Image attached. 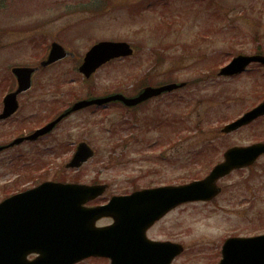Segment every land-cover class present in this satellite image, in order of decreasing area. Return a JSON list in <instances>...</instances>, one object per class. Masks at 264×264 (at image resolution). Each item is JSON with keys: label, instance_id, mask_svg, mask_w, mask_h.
<instances>
[{"label": "rangeland", "instance_id": "obj_1", "mask_svg": "<svg viewBox=\"0 0 264 264\" xmlns=\"http://www.w3.org/2000/svg\"><path fill=\"white\" fill-rule=\"evenodd\" d=\"M102 40L126 41L135 55L104 65L89 80L74 71L73 59L40 69L32 77V88L19 97L17 113L2 123L0 144L26 134L34 126V116L51 118L55 109L66 108L89 90L93 95L130 92L144 77L150 85L176 81L188 82L189 87L152 99L134 112L116 105L77 110L58 124L48 140L51 151L43 157L29 144L0 154V199L33 182L56 180L106 184L99 199L103 203L112 195L200 179L222 161L227 148L264 141V116L221 133L224 124L264 97V68L252 65L237 76L216 75L237 54L264 53V0H0V99L9 89V79L16 87L10 67L35 65L51 42L75 52L79 60ZM66 89L76 92L67 94ZM40 100H45V107ZM25 117L29 126L19 127ZM158 117L161 124L156 127L153 120ZM172 138L176 146L161 148ZM121 139L127 140L117 147ZM82 141L95 156L78 171H66L68 159L60 156ZM203 144L211 148L207 157L198 148ZM55 146L60 147L58 154ZM157 149L160 159L153 152ZM31 172L35 178L26 180ZM218 181L222 191L214 202L176 208L148 231L154 238L175 234L185 247L175 264H212L217 260L215 246L223 238L264 232V155ZM80 264L108 262L88 259Z\"/></svg>", "mask_w": 264, "mask_h": 264}, {"label": "water", "instance_id": "obj_2", "mask_svg": "<svg viewBox=\"0 0 264 264\" xmlns=\"http://www.w3.org/2000/svg\"><path fill=\"white\" fill-rule=\"evenodd\" d=\"M130 54H132V50L125 42L97 43L86 53L80 71L89 77L97 67L108 60ZM69 55L60 46L53 45L48 60L42 64L48 65ZM252 60L264 63V57L260 56L238 57L224 67L221 74H235L244 64ZM34 71L35 69L28 68L13 69L19 87L16 92L9 94L4 99V109L0 119L7 118L15 112L17 109L16 95L31 86L30 77ZM183 85L184 83L168 84L161 88L146 87L134 100L115 95L104 100L80 102L74 108L78 109L94 103L101 104L110 99H118L124 104L132 106L140 100L143 101ZM259 115H264V103L247 115L245 114L242 119L227 126L224 131H233ZM56 123L54 121L46 125L42 130L35 132L33 136L47 134ZM22 140L17 139L10 145L17 144ZM1 149L3 147H0ZM262 153H264V144L232 148L225 154V162L218 164L210 176L202 181L186 186H165L135 192L129 196L113 197L103 207L89 208L84 205L101 195L106 190L105 185L89 186L46 182L34 189L12 196L0 204L1 219L6 217L0 225V264H74L89 256L110 257L112 264H165L164 261L155 259L156 256H152L149 248L146 251L147 259H141L142 257L139 256L142 253L139 243H144V238L140 234L143 233L144 228L181 203L190 200L210 199L219 192V189L215 188L216 179L227 174L233 168L252 164ZM92 155L93 152L85 143L79 144L77 152L67 168L80 167ZM11 201H14V208ZM5 207H11L12 210H10L11 208L6 210ZM14 216L21 218L25 223L24 231L14 230ZM105 216L113 217L114 224L104 229L97 228L95 222L98 218ZM128 232L132 234L130 239L124 237ZM130 240L136 243L135 248ZM256 242L252 243L251 241L253 250L251 246L243 247L244 244H242L236 261L233 260L235 262L230 261V256L226 252L221 264H264V253L257 250L258 248L262 249ZM147 246L150 247L148 242ZM33 251L40 253V257L34 261H27V253ZM181 251L182 248L179 246L178 253Z\"/></svg>", "mask_w": 264, "mask_h": 264}, {"label": "flooded vegetation", "instance_id": "obj_3", "mask_svg": "<svg viewBox=\"0 0 264 264\" xmlns=\"http://www.w3.org/2000/svg\"><path fill=\"white\" fill-rule=\"evenodd\" d=\"M250 65V64H249ZM247 66L246 67V71H248L249 69H250V66H252V65H257V64H252V65H250V66ZM258 66V65H257ZM48 68V67H47ZM46 68V69H47ZM40 70H38V72H39ZM38 72H36V73H38ZM234 76V75H233ZM46 90V89H45ZM58 90H61V89H58ZM29 91V90H28ZM28 91H26V92H24V93H27ZM68 90L66 89V92H67ZM58 91H56V93H57ZM65 92V93H66ZM140 92V90H139V88H133L132 89V91H130V92H126V91H121V90H111V91H108V92H106V93H103L102 94V96H107V95H110V94H114V93H121V94H123V95H125L126 97H135L138 93ZM24 93H21V94H19L18 95V97H17V99L19 100V97L21 96V95H23ZM44 95V94H43ZM166 95H169V94H166ZM90 96H92V94H89L88 95V97H85V98H90ZM162 96H164V95H160V96H158V97H155V98H151V100L149 99V100H147V101H144V102H142V103H139V104H135V105H133V106H129V107H125V106H123L120 102H117V101H112V102H110V103H107V104H103V105H101V106H98V107H106V106H109V105H112V106H114V105H116V106H121L122 108H124L125 109V111L126 112H134V111H137L139 108L141 109V107L142 106H144V105H146L147 103H149L150 101H152V99H156V98H160V97H162ZM2 95H1V99H0V113L3 111V103H2ZM77 102V101H76ZM40 104H43V107H45V104H46V102H45V100H40ZM74 104V102L73 103H69V106H66V108H70L72 105ZM98 107H95V108H98ZM64 111V110H63ZM77 111V110H76ZM76 111H72V112H70V113H68L67 115V117L66 118H68L70 115H72L74 112H76ZM59 114H61V113H59ZM58 114V115H59ZM15 115V114H14ZM13 115V116H14ZM57 115V116H58ZM12 116V117H13ZM11 117V118H12ZM11 118H9V119H7V120H0V127H1V125H2V123L3 122H9L10 120H11ZM47 117L45 116H40V117H37V116H34V129L31 131V132H33L34 130H37V129H39V128H41V127H43V126H45L46 124H48L49 122H50V117H48L47 119H46ZM65 118V119H66ZM64 119V120H65ZM132 123H136V122H138V121H136V120H134V121H131ZM27 125H29V123H26ZM135 127V126H134ZM58 128V127H57ZM56 128V129H57ZM55 129V130H56ZM54 130V131H55ZM53 131V132H54ZM135 131V129H133V131L132 132H134ZM53 132H49V133H47V135L45 134V135H42V136H38L37 138H35V139H33V140H31V141H23V142H21L20 144H17V145H12V146H7V145H9L10 144V141L12 140H10V141H7L6 143H5V146H7L6 148H3V150H1L0 151V154H2V153H4V152H6V151H10V150H14L15 148H17V147H20V146H22V145H26V144H29V145H31V146H33L34 148H37L38 150H37V156H40V157H43L44 155H48L49 153H50V151H51V148L49 147L50 145H49V138H50V136H51V134L53 133ZM28 133H30V132H28ZM27 133V134H28ZM129 138H133V136L132 137H129ZM128 138V139H129ZM176 138H178V137H175L174 139H176ZM184 138H186V137H184ZM184 138H182V139H184ZM168 139V138H167ZM166 139V140H167ZM174 139L172 138V139H170V140H168L169 142L167 143V145L168 146H170V145H172L171 146V148H173L174 146H176V144H177V140H179V138L176 140V144H175V141H174ZM127 139H124V140H121V142H119V143H123L124 141H126ZM193 140H195L194 139V137H193ZM193 143H198V142H196V141H192ZM119 143H117V147L120 145ZM152 143V142H151ZM150 143V144H151ZM49 145V146H48ZM1 146H3V145H1ZM75 147L76 146H74L73 148H72V150H71V153H69V154H67V155H65V156H60V158H64V159H66V158H68V157H70L71 155H72V153L74 152V150H75ZM198 148L201 150V149H203L204 150V152L203 153H205V155L206 154H209L210 153V147L208 146V144H203V145H199L198 146ZM58 149H60V147L58 146L57 148H56V146H55V148H54V151H55V154H58L57 153V150ZM13 152V151H12ZM161 151H158L157 152V155H158V153H160ZM191 152H193V150L191 151ZM61 153V152H60ZM190 154V153H189ZM161 155H162V153H161ZM161 155L160 156H158L157 158L158 159H160V157H161ZM192 155H194V154H192ZM195 155H197V154H195ZM156 158V159H157ZM43 169V168H42ZM42 169L40 170V171H42ZM39 171V172H40ZM35 178V176H32V177H30L29 179L27 178V180H33ZM43 181H47V180H43ZM43 181H41V182H43ZM41 182H33L32 183V185H29V186H27L28 188L29 187H34V186H36V185H38V184H40ZM15 185H17V183H15ZM168 186V185H170V184H163V185H159V186ZM171 185H174V184H171ZM156 187V186H155ZM152 188V187H151ZM144 189H148V188H144ZM135 191V190H134ZM221 191H222V188H221ZM221 191H219V194H217L214 198H212L211 200H209V201H207V202H198V203H211V202H214L215 201V198L218 196V195H220L221 194ZM16 192H18V191H16ZM3 199V198H2ZM2 199H0V201L2 200ZM244 201L245 202H248L249 201V199L248 198H244ZM243 203V200H240L239 201V203ZM192 203H197V202H192ZM188 204H191V203H188ZM92 205H98V204H93L92 203ZM91 205V206H92ZM183 206V205H182ZM181 207V206H180ZM177 208H179V207H177ZM176 209V208H175ZM174 209V210H175ZM173 210H171L170 212H172ZM169 212V213H170ZM168 213V214H169ZM165 217V216H164ZM163 217V218H164ZM163 218H161L160 220H162ZM160 220H158L157 222H159ZM104 222V223H103ZM110 224H112V219H110V218H102V219H100L98 222H97V225H98V227H103L104 228V226H108V225H110ZM157 223L155 222L152 226H150L149 228H148V230L146 231V237H148V239H150L151 241H154V242H165V241H167V242H175V243H178L179 244V242L177 241V240H175L174 239V236H175V234H171V235H169V237H166V238H154V237H152V236H150V235H148V231L153 227V226H155ZM17 229H19V228H22V229H25L24 227H22V226H17L16 227ZM259 234H264V232H261V233H259V232H257V233H255V234H252L253 236H255V235H259ZM252 235H250V236H252ZM250 236H240V235H232L231 234V236H227L226 238H223V240L221 241L220 240V242H218L217 244H216V246H215V254H217V260H216V262H215V260H214V262L212 263V264H218V262H219V260H220V257H221V254H222V247H223V245H224V243H225V241L226 240H228V239H230V238H240V237H250ZM146 245V242L145 243H143V249H142V251H144L145 249H144V246ZM156 249H157V254H159L160 253V250H161V248H162V245L160 244V245H158L157 247H155ZM162 251V250H161ZM160 255H161V257H160ZM37 256V253H29V255H28V258L31 260V259H33V258H35ZM143 259H146V258H144V257H142ZM141 258V259H142ZM159 260L160 261H163V258H162V252L159 254ZM96 259H102V260H105V261H107L108 262V264H111V260L109 259V258H103V257H98V258H96ZM178 259V256H173L172 254H169V256H167V257H165L164 258V262L166 263V264H175V262H176V260Z\"/></svg>", "mask_w": 264, "mask_h": 264}]
</instances>
